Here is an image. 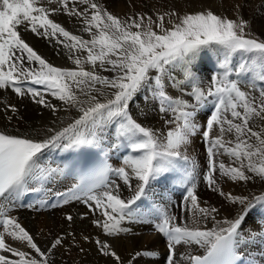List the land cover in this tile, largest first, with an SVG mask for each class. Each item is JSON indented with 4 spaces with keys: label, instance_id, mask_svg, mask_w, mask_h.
Returning <instances> with one entry per match:
<instances>
[{
    "label": "snow or ice",
    "instance_id": "snow-or-ice-1",
    "mask_svg": "<svg viewBox=\"0 0 264 264\" xmlns=\"http://www.w3.org/2000/svg\"><path fill=\"white\" fill-rule=\"evenodd\" d=\"M235 9L233 18L211 7L121 18L100 0H0V90L29 96L53 115L75 110V118L59 128L21 132L0 127V264H51L50 257L65 237L57 236L42 250L10 213L22 196L45 191L61 174L76 182L54 193L56 202L46 205L83 200L93 214L100 213L91 223L105 236L119 239L129 230L124 222L143 215L140 205L151 184L173 173H180L185 184L178 198L181 215L147 206L156 220L155 230L166 239L167 264H254L248 249L264 241V225L252 223L254 217L264 221V190L236 195L223 191L219 183L226 177L264 185V39L250 30L251 21L240 15L241 5ZM56 14L75 17L83 25L79 30L91 39L50 18ZM24 31L62 45L77 68L54 66L26 42ZM79 52H86V58ZM212 55L218 67L205 73L201 66ZM85 63L91 70H85ZM241 80L250 81L253 89L260 82L258 94L242 88ZM142 96L159 113L171 114L165 123L173 127L166 134L133 117L131 105ZM4 109L11 113L6 117L10 125L18 109L10 103ZM197 118L204 123H197ZM197 131L206 145L202 182L228 201L226 209L201 201L197 193L196 162L184 151ZM120 147L127 153L122 166L100 158L105 148ZM52 150L67 152L61 165L45 161ZM89 151L96 156L94 163L77 159ZM225 156L227 164L220 159ZM65 219L74 218L68 214ZM68 235L83 252L75 236ZM6 237L33 251L13 246ZM82 240L94 242L98 253L114 264H155L153 258L159 255L154 249L134 248L125 261L110 240L93 241L90 235ZM181 246L186 250L180 252ZM192 247L202 249V254L187 251Z\"/></svg>",
    "mask_w": 264,
    "mask_h": 264
},
{
    "label": "bare ground",
    "instance_id": "bare-ground-1",
    "mask_svg": "<svg viewBox=\"0 0 264 264\" xmlns=\"http://www.w3.org/2000/svg\"><path fill=\"white\" fill-rule=\"evenodd\" d=\"M100 2L114 15L121 18L137 12L153 15L157 11L172 9L183 14L184 12L201 10L206 7H211L213 11L233 18L236 15L235 5L240 4V15L250 20V28L264 37V0H100ZM50 18L61 23L67 30L70 28V31L74 34L80 35L84 39H91L88 33L79 30L83 25L75 17H69L65 14H56ZM64 20L65 22H63ZM23 38L54 66L77 68V66L68 59V51L63 49L62 45H55L54 40L45 39L30 31H24ZM60 39L63 40L64 38L60 37ZM77 55L83 59L86 58L87 53L79 52ZM238 59L239 57H236V60ZM233 63H235V60ZM35 66L38 67V65ZM91 67L90 64H84L85 70H91ZM216 67H218L216 55H212L210 58L206 57L201 66L202 71L205 73L208 69ZM102 74L111 75V73ZM209 83L207 78L203 81L205 87H207ZM240 84L241 87L246 89L251 95H257L261 87V83L258 82V86H255V89H253L251 82L248 80H241ZM47 98L51 100L53 104H56L58 108L61 107L60 102L56 99L50 96ZM9 103L15 105L18 109L10 125L6 117L11 113L5 112L4 109V105ZM131 109L134 118L147 126L153 127L160 133L166 134L167 130L173 127V125L165 123V121L170 119L171 114L165 115L159 113L153 102L150 99H145L143 96L131 105ZM69 118H75V110H70L68 112L58 111L53 115L50 109L35 104L29 96L20 97L11 89L6 91L0 90V127L8 125L10 128H18L21 132L32 131L33 129H40L46 126H55L59 128L66 126L69 122ZM53 120L56 121L55 125H52ZM61 121L64 123L62 124ZM256 122L260 123L258 119ZM197 123L203 124L204 120L197 118ZM104 151L110 155L113 167L122 166L123 157L118 154L117 150L105 148ZM184 151L196 162V169L193 175L195 176L194 182L197 184V193L201 201L207 200L210 204L222 209L228 208V201L217 193L211 192L202 182L201 170L204 167L206 153L200 131H197L190 138V142L185 147ZM60 152L63 151L52 150L46 152L45 161L53 167L61 165L63 161L60 162L53 157L54 154ZM220 159L226 164L229 163L228 157L226 156ZM180 175V173H173L166 183H161L159 185L151 184L148 189L150 192L152 191L156 197H160L163 208L166 207L171 214L177 215L178 217L181 215L179 207L181 201L178 199L179 197H176L179 194L170 188V184L184 185V183L180 181ZM63 176L65 177L64 174L60 175V181L64 180ZM219 183L223 191L232 192L236 195L259 194L264 190V185H262L259 180H254L250 183L232 182L225 177L220 178ZM53 185L54 183L47 184L46 188H54ZM127 194V191L124 190V195ZM158 194H160V196H158ZM10 214L19 218V222L29 230L35 242L42 250L50 247L52 241L57 236L63 235L65 237L63 245L58 246L50 257L51 264H114V261L98 253L94 242H84L82 240L83 235H90L93 241L97 237L101 240H110L115 245V250L125 261L129 259L130 254H133L134 248L139 250L154 249L159 253L158 256L153 258L155 264H164L166 252L165 242L158 235L149 234L148 231L153 224L151 221L139 224H132L125 221L124 226L129 230L125 233H121L120 238L117 239L105 236L102 230L91 223L93 219L100 218L99 212L93 214L79 203L67 204L62 209L52 210L47 213L41 212L35 214L27 210L14 209ZM68 214L73 216V221L69 222L65 219ZM184 215L187 220L188 214ZM223 215H227V211H222V216ZM82 216L84 217L83 219H81ZM252 223L253 227L257 224L264 225V221L256 217L253 218ZM68 233H72L75 236L76 240L79 242V246L84 248L83 252H80L77 247L73 246L72 237L69 236ZM6 242L12 243L13 246H19L22 250L29 252L33 251L26 246H22L21 242H13L7 237ZM178 250L183 252L186 249L181 246ZM187 251L193 254H202L203 252L202 249L197 247L188 248ZM8 255L11 254L9 253ZM248 256L254 258V264H264V241L258 240L254 245L250 246L248 249ZM141 264H143V261H141Z\"/></svg>",
    "mask_w": 264,
    "mask_h": 264
},
{
    "label": "rangeland",
    "instance_id": "rangeland-1",
    "mask_svg": "<svg viewBox=\"0 0 264 264\" xmlns=\"http://www.w3.org/2000/svg\"><path fill=\"white\" fill-rule=\"evenodd\" d=\"M215 7V6H214ZM160 10V9H159ZM192 12V11H191ZM216 12V11H215ZM217 13V12H216ZM219 14V13H218ZM151 15V14H150ZM63 22H65V20L63 21ZM69 30H70V28H69ZM250 30L254 33V34H256V35H258L261 39H264V37L263 36H261L260 34H257V32L256 31H254L252 28H250ZM202 176V175H201ZM158 196H160V194H158Z\"/></svg>",
    "mask_w": 264,
    "mask_h": 264
}]
</instances>
